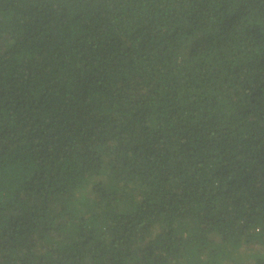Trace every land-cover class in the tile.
Here are the masks:
<instances>
[{
	"label": "trees",
	"instance_id": "trees-1",
	"mask_svg": "<svg viewBox=\"0 0 264 264\" xmlns=\"http://www.w3.org/2000/svg\"><path fill=\"white\" fill-rule=\"evenodd\" d=\"M0 264H264V0H0Z\"/></svg>",
	"mask_w": 264,
	"mask_h": 264
}]
</instances>
